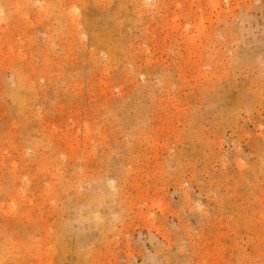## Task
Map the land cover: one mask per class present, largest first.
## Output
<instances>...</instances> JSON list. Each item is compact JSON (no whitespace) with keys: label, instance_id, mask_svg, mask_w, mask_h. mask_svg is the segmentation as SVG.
Listing matches in <instances>:
<instances>
[{"label":"rangeland","instance_id":"rangeland-1","mask_svg":"<svg viewBox=\"0 0 264 264\" xmlns=\"http://www.w3.org/2000/svg\"><path fill=\"white\" fill-rule=\"evenodd\" d=\"M0 260L264 264V0H0Z\"/></svg>","mask_w":264,"mask_h":264},{"label":"bare ground","instance_id":"bare-ground-1","mask_svg":"<svg viewBox=\"0 0 264 264\" xmlns=\"http://www.w3.org/2000/svg\"><path fill=\"white\" fill-rule=\"evenodd\" d=\"M78 21H79V24H83L82 23V18H79L78 19ZM91 28V27H90ZM97 43L99 44H104V46H106L107 48H108V51H109V56L110 57H112L113 56V51H115V45H113L112 43H113V41L112 42H110V39H109V41H108V39L106 40V38L104 39V38H101V36H100V38L97 40ZM17 97H18V95H16ZM23 97V98H22ZM24 98H25V96L24 95H20V97H19V101H25L24 100ZM59 233V232H58ZM58 235V234H57ZM66 245V244H65ZM67 248V247H66ZM0 262H2V263H6L5 261H3V260H0Z\"/></svg>","mask_w":264,"mask_h":264}]
</instances>
